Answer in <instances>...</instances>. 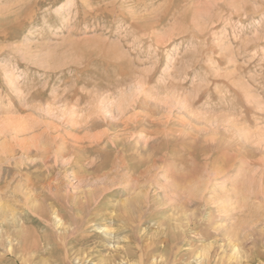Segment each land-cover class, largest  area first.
<instances>
[{
    "label": "rangeland",
    "instance_id": "obj_1",
    "mask_svg": "<svg viewBox=\"0 0 264 264\" xmlns=\"http://www.w3.org/2000/svg\"><path fill=\"white\" fill-rule=\"evenodd\" d=\"M115 254L264 264V0H0V264Z\"/></svg>",
    "mask_w": 264,
    "mask_h": 264
},
{
    "label": "bare ground",
    "instance_id": "obj_2",
    "mask_svg": "<svg viewBox=\"0 0 264 264\" xmlns=\"http://www.w3.org/2000/svg\"><path fill=\"white\" fill-rule=\"evenodd\" d=\"M171 5H172V4H171ZM155 21H156V20H155ZM182 31H183V30H182ZM126 126H127V125H125V127H126ZM143 126H144V125H143ZM134 128H135V127H134ZM153 130H154V129H153ZM130 133H131V132H130ZM130 133H129V134H130ZM156 135H157V134H156ZM154 136H155V135H154ZM146 144H147V143H146ZM154 144H155V143H154ZM117 148H118V147H117ZM157 148H158V147H157ZM124 149H125V148H124ZM155 151H156V150H155ZM169 151H170V150H169ZM190 151H191V150H190ZM190 151H189V152H190ZM92 152H93V151H92ZM115 152H116V151H115ZM136 152H137V151H136ZM210 152H211V151H210ZM210 152H209V153H210ZM67 153H68V152H67ZM96 153H97V152H96ZM109 153H110V152H109ZM150 153H152V152H150ZM205 153H206V152H205ZM101 154H102V153H101ZM123 154H124V153H123ZM147 154H148V153H147ZM207 154H208V153H207ZM148 155H149V154H148ZM157 155H158V153H157ZM216 155H217V154H216ZM107 156H108V155H107ZM114 156H115V154H114ZM130 156H131V155H130ZM138 156H139V155H138ZM207 156H208V155H207ZM207 156H206V157H207ZM105 157H106V156H105ZM120 158H121V156H120ZM81 159H82V158H81ZM111 159H112V158H111ZM122 159H123V158H122ZM122 159H120V161H122ZM139 159H140V158H139ZM74 160H75V159H74ZM102 160H103V159H102ZM159 160H160V159H159ZM110 161H111V160H110ZM155 161H156V160H155ZM205 161H206V160H205ZM124 162H125V161H124ZM124 162H123V163H124ZM111 163H112V162H111ZM137 163H140V161L137 160V159H135V158H131V159H129V160L127 161V163H125V165H127L128 167H130V166L133 167V166H135ZM160 163H161V162H160ZM211 163H212V162H211ZM99 164H100V163H99ZM113 164H114V162H113ZM115 164H116V163H115ZM121 164H122V163H121ZM137 165H138V164H137ZM142 165H146V166H147V168H146L147 171H146V172H148V170H149L153 165H155V162H154V160H152L150 157H147V155H146V160H144V162H142ZM205 165H206V164H205ZM94 166H95V164H94ZM102 166H103V165L100 164V165H96V166L94 167L93 173H91L93 176H92V178H90V179L87 178V177L85 176V175H86V173H85L86 170L83 169L82 172H83V174H84V177H82V179H83L82 181H85V182H87V183H90V182H91V179H94V177H97V180H98V177H99V179H100V176H99V175H100L101 171L103 170V169H102V168H103ZM127 166H126V167H127ZM155 166H156V165H155ZM216 166H217V165H216ZM216 166H215V167H216ZM104 167H105V166H104ZM112 167H113V166H112ZM119 167H120V166H119ZM153 168H154V167H153ZM115 169H116V167H115ZM116 170H117V169H116ZM125 170H126V169H125ZM143 170H144V169H143ZM152 170H153V169H152ZM124 172H125V171H124ZM154 172H155V171H154ZM103 173H104V172H103ZM145 174H146V173H145ZM149 174H151L150 171H149ZM149 174H148V175H149ZM81 175H82V174H81ZM81 175H80V176H81ZM101 176L103 177L102 174H101ZM151 176H153V175H151ZM151 176H150V177H151ZM217 176H218V174H217ZM150 177H149V178H150ZM225 177H226V176H225ZM168 178H169V177H168ZM139 180H140V179H139ZM176 180H177V179H176ZM95 181H96V180H95ZM146 181H147V180H146ZM175 182H176V181H175ZM177 182H178V181H177ZM177 182H176V184H178ZM148 183H149V182H148ZM180 183H181V182H180ZM143 184H144V185H147L145 182L142 183V186H144ZM137 185H138V183H137ZM40 186H41V185H40ZM138 186H140V184H139ZM48 187H49V186H48ZM174 187H175V186H174ZM177 187L179 188L180 186L178 185ZM177 187H176V188H177ZM170 188H171V187H170ZM178 188L175 189V190H178ZM180 189H181V188H180ZM171 190H172V189H171ZM102 194H103V193H102ZM90 195H91V194H90ZM67 196H68V195H67ZM90 198H91V197H90ZM96 198H97V197H96ZM171 200H174V199H171ZM226 200H227V199H226ZM92 201H93V200H92ZM171 202H172V201H171ZM189 202H191V201L189 200ZM227 202H228V201H227ZM98 203H99V202H98ZM83 204H84V203H83ZM83 204H78V203H77L75 206H76L77 209H79V211H82L81 208H83V207H82ZM223 204H224V203H223ZM88 205H89V204H88ZM92 205H94V204H92ZM99 205H100V204H99ZM135 205H137V204L135 203ZM138 205H139V204H138ZM145 205H146V204H145ZM181 206H182V205H181ZM50 207H51V206H50ZM50 207H49V208H50ZM184 207H185V206H184ZM146 208H147V207H146ZM97 209H98V208H95V209H94V212H96ZM144 211H145V210H144ZM141 214H142V213H141ZM116 216H117V215H116ZM140 217H141V216H140ZM128 218H129V217H128ZM138 218H139V217H138ZM139 219H140V218H139ZM55 220H56V219H55ZM118 220H119V219H118ZM138 221H139V220H138ZM140 221H141V220H140ZM45 222H46V221H45ZM131 222H132V220H131ZM141 222H142V221H141ZM132 223H133V222H132ZM139 223H140V222H137L136 224L139 225ZM57 225H58V224H57ZM134 225H135V224H134ZM140 225H141V224H140ZM131 227H132V226H131ZM134 227H135V226H134ZM132 228H133V227H132ZM98 229H99V228H98ZM131 230H133V229H131ZM111 233H112V232H111ZM74 234H75V233H74ZM28 236H29V235H28ZM111 236H112V235H111ZM229 238H230V237H229ZM236 238H237V237H236ZM27 239H28V238H27ZM175 239H176V238H175ZM182 239H183V238H182ZM202 239H203V238H202ZM231 239H232V238H231ZM231 239L229 240V243H228L229 246H228V247L230 248V251H231L230 254L232 253V254L235 255V253L237 252V248H238V247H237L238 245H236L235 242L238 241V240H237V239L233 240L234 238H233L232 240H231ZM141 240H142V239H141ZM185 240H186V239H185ZM46 241H47V240H46ZM106 241H107V240H106ZM139 241H140V240H138V242H139ZM159 241H160V240H159ZM159 241H158V242H159ZM181 241H183V240H181ZM177 242H178V241H177ZM107 243H108V242H107ZM147 243H148V242H147ZM159 243H160V242H159ZM26 244H27V243H25V244L23 243V245H26ZM32 244H33V243H32ZM176 244H177V243H176ZM21 246H22V245H21ZM139 246H140V245H139ZM172 246H173V245H172ZM178 246H179V245H178ZM22 247H25V246H22ZM26 247H27V246H26ZM26 247H25V249H27ZM110 247H111V246H110ZM115 247H116V246H115ZM142 247H143V246H142ZM144 247H145V246H144ZM28 248H29V247H28ZM116 248H117V247H116ZM170 248H171V247H170ZM173 248H174V247H173ZM7 249H8V248H7ZM109 249H110V248H109ZM153 249H154V248H153ZM174 249H175V248H174ZM172 250H173V249H172ZM25 251H26V250H25ZM25 251H24L23 248H21V251H20V252L23 253V252H25ZM123 251H124V250H123ZM141 251H142V250H141ZM149 251H150V250H149ZM149 251H148V252H149ZM241 251H242V250H241ZM20 252H19V253H20ZM148 252H146L147 254L145 255V257L149 258L148 261H150L151 259L154 261V258H151V257H150V254H149ZM170 252L172 253V251H170ZM25 253H26V252H25ZM138 253H139V251H138ZM124 254H125V253H124ZM142 254H143V253H142ZM197 254H198V253L194 254V256H195V257H198L199 255H197ZM232 254H231V255H232ZM190 256H191V255H190ZM192 256H193V255H192ZM231 257H232V256H231ZM231 257H230V259H231ZM234 257H235V256H234ZM117 258H118V257H117ZM143 258H144V257H143ZM165 258H166V257H165ZM114 259H116V254H115V256H112V259H111V258H107V259H103V260H101V261H99V262H101L102 264H113V263L115 264ZM170 259H171V257H170ZM190 259H191V258H190ZM232 259H234V258L232 257ZM232 259H231V260H232ZM237 259H238V257H237ZM73 260H74L77 264H86V263H87V264H95L92 260H91L92 262H89L88 260H86V258L84 259L82 255H75V257L73 258ZM124 260H125V259H124ZM162 260L164 261V259H162ZM168 260H169V259H168ZM146 261H147V260H146ZM178 261H179V259L177 260V262H178ZM238 261H239V260H238ZM107 262H109V263H107ZM167 262H168V261H167ZM171 262H172V261H171ZM214 262H215V261H214ZM236 262H237V261H236ZM44 263H45V262H44ZM122 263H123V262H122ZM172 263H175V262H172ZM239 263H240V262H239ZM145 264H146V263H145ZM147 264H148V263H147ZM150 264H151V263H150ZM166 264H167V263H166ZM232 264H233V263H232Z\"/></svg>",
    "mask_w": 264,
    "mask_h": 264
}]
</instances>
